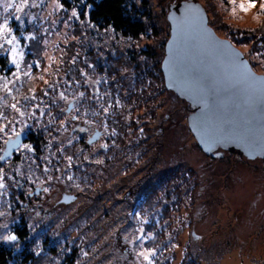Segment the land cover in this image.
<instances>
[{"label": "rangeland", "instance_id": "rangeland-1", "mask_svg": "<svg viewBox=\"0 0 264 264\" xmlns=\"http://www.w3.org/2000/svg\"><path fill=\"white\" fill-rule=\"evenodd\" d=\"M132 1L143 13L150 12L143 18L146 30L137 38L98 27L86 12L80 14L81 8L72 5L73 0H29L21 13L22 27L14 19V9L10 10L23 59L20 78L16 79L12 74L17 69L5 51L9 46L0 49L4 59L0 77L15 81L8 85L15 100L0 89V112L5 116L0 124L9 125L7 133L0 134V154L12 135L13 120H24L27 127L22 135L32 133L34 138L43 139L38 146L44 148L39 153L17 149L12 158L0 162L7 185L0 189V212L6 213L0 224L9 226L0 229V235L11 231L18 237L17 243L0 240V244L18 253L31 244L35 260L29 264H64L65 256L73 252L75 257L67 264H143L137 257L143 250L141 242L129 241L141 235L139 229L144 226L132 224L130 220L138 218L129 208L130 198L136 202L149 194L137 213L142 221L154 222L163 232L164 238L158 241L166 242L165 249L175 254L172 264H188L187 252L202 264H264V158L248 159L226 150L215 157L206 155L188 128V103L162 89L160 83L147 86L144 92L143 83L134 81L135 65H143L145 59L141 49L155 51L152 64L158 62L161 50L163 57L169 36L166 15L175 0ZM214 5L209 17L217 34L237 46L254 63L255 71L264 73V39L260 38L264 37V16L260 21L254 19L260 15L259 0L251 13L236 16L230 0H217ZM73 9L79 19L72 17ZM3 15L0 7V20ZM29 35L36 39H26ZM35 61H40L39 67ZM29 64L33 65L32 75L23 76ZM45 80L55 85L47 96L42 91ZM97 80L101 83L96 84ZM4 83L0 80V85ZM30 89L35 91V101L23 99L32 95ZM97 89L98 97L94 95ZM60 92L66 99H60ZM12 103H18L26 113L35 112V117H20L11 109ZM109 104L113 106L106 116L103 109ZM73 116L79 119L73 120ZM14 126L19 132L21 125ZM94 128L103 135L88 143ZM112 130L115 136L109 135ZM103 144L108 148H101ZM68 157H72L71 167ZM68 176L73 179L68 180ZM34 186L48 187L49 191L41 190L37 199H31L27 192ZM100 190L106 191L108 201L96 208L89 195ZM63 192L76 194V200L57 202ZM20 222L29 229L28 242L14 230ZM117 234L124 239L123 247L115 238ZM144 235L154 238L152 232ZM37 244L42 249L40 255H36ZM126 246L130 253L123 252Z\"/></svg>", "mask_w": 264, "mask_h": 264}, {"label": "snow or ice", "instance_id": "snow-or-ice-1", "mask_svg": "<svg viewBox=\"0 0 264 264\" xmlns=\"http://www.w3.org/2000/svg\"><path fill=\"white\" fill-rule=\"evenodd\" d=\"M232 5V15L236 16L238 13H245L249 14L252 12L253 9L257 7L258 0H230ZM29 6V0H19L17 3L16 0H0V7L3 8V17L0 20V49H4V45L7 44L9 49H5L8 51V55L10 58V62L15 65L17 72H14L12 75L16 79L20 78V63L23 59V52L20 51V40L18 39L17 35L14 32L13 27L11 26L10 20L12 18L10 10L14 9L15 16L14 19L17 21L20 26H23L24 20L22 18L21 13H24V10ZM35 6L34 4L32 5ZM58 8H63V5L57 3L56 5ZM259 8H260V15L254 17L255 20L260 21L261 17L264 16V0H259ZM72 17L79 19L78 12L73 9ZM195 21V30L198 34H202L206 37L207 41L210 45L213 46L214 53L216 55L217 63L224 67L227 70L226 80L231 85L233 91H245L247 93H252L255 91H259L262 95H264V77L257 76L252 71L251 65L249 62L243 57V55L238 52L235 48V45L227 40H219L216 36L209 31L205 23V17L201 12V9L198 7L188 6L185 12L176 19V26L179 31L186 32L191 25L192 21ZM143 38V37H142ZM26 39L34 40L36 39L35 36L29 35ZM172 44V41H169ZM73 63H75V57L73 58ZM36 67H39L40 61L34 62ZM29 71L23 72V76L30 77L32 75L31 69L33 68L32 64L28 66ZM92 67V65H89ZM178 79H180L181 84L184 88H186L191 94L197 98L202 104V111L204 112V118L202 120V131L203 134L201 135V140L207 143L210 147L218 146L222 143L229 142V141H237L240 143L245 144L250 149H255L259 147L261 151H264V142L257 144L254 137L251 135L250 130L245 132L243 130L238 129L231 120H229L226 116L222 114H218L214 111L216 105L214 104L213 97H212V87L208 84L206 80L201 78L196 74L188 75L185 72L177 70ZM175 74V73H174ZM81 75H84L81 72ZM39 79L44 80L43 76H40ZM0 80H4L5 83L0 85V89H2L7 95L12 96V89L8 86L9 83H14L15 81L8 82L6 78L0 77ZM107 82V81H104ZM46 88L43 91V95H48V89H55L54 84H49L48 81H44ZM96 84L101 83V81L97 80ZM32 91L31 96H25L23 99L25 101H35L37 99L35 91ZM98 97L99 90L94 93ZM84 93H80V97L82 98ZM60 99H66L65 93L60 92L59 94ZM3 97H0L2 100ZM12 99L15 100V96H12ZM55 102V101H54ZM116 104L120 105L119 98L116 99ZM113 105L109 104L108 108H104L103 111L105 115H109L108 109L111 108ZM11 109L18 113L20 117H29L34 118L35 112L29 114L26 113L18 107V103H12L10 105ZM41 116L44 115V112L41 111ZM87 115V113H85ZM5 119V116L2 112H0V120ZM73 120L79 119L77 116L72 117ZM87 123V121H85ZM13 126L11 128L12 135L5 140V145L7 150L10 152L13 148L16 149H23L27 152H34V148L31 144H21L20 137L27 127V124L24 120L16 121L13 120L10 122ZM16 123L21 125V129L17 132L16 127L14 126ZM8 124H0V134H5L8 131ZM63 127V125H62ZM105 131H108L107 122L104 124ZM83 131V129H81ZM141 133L143 129L140 130ZM109 135L115 136V130H112ZM91 143V140H89ZM101 148L107 149L108 145L103 144ZM4 157L0 156V160H3ZM69 161V167H71V160L72 157L67 158ZM87 159V158H86ZM97 163H101V161H97ZM48 169H45L47 172ZM68 180H72L73 176H68ZM8 179H12V177H8ZM59 179V177L57 178ZM79 185H77L78 187ZM7 185L5 183V173L2 168H0V189L6 188ZM45 193L49 191L48 187L43 189ZM3 195V193H0ZM6 215L4 212H0V217ZM137 218H140V214L136 213ZM143 224H147V220L142 221ZM8 224H0V229H8ZM31 227V226H30ZM141 235L136 236L134 240L129 241L130 243H136L137 241L141 242V247L143 248L142 251L137 252V257L142 258L143 264H154L153 257L155 256L156 252L155 249H148L143 246V241L151 238V236L144 235V228L141 227L139 229ZM127 239V237H126ZM0 240H3L6 243H17L18 237L11 231H8L5 235H0ZM18 246V245H17ZM37 251L36 255H40L39 244H37ZM85 255H87L85 253Z\"/></svg>", "mask_w": 264, "mask_h": 264}, {"label": "water", "instance_id": "water-1", "mask_svg": "<svg viewBox=\"0 0 264 264\" xmlns=\"http://www.w3.org/2000/svg\"><path fill=\"white\" fill-rule=\"evenodd\" d=\"M188 6L201 9L207 28L217 39L230 41L228 38L218 35L209 24L207 11L199 1L181 0L170 4L166 15L169 23V36L165 41L164 54L160 63L164 86L189 103L191 111L187 115V125L204 153L213 154L216 150L221 149L239 152L248 159L264 158V151H261L259 147L253 150L237 141H229L210 147L201 140L203 134L202 120L204 118L203 106L191 92L182 86L180 79L177 78L179 74L177 70L188 75L196 74L206 80L212 87V97L216 105L214 111L226 116L238 129L245 132L250 130L257 144L264 142V95L258 90L252 93L232 90L231 85L226 80L227 70L217 63L213 46L210 45L206 37L196 32L194 20L186 32L182 33L177 29L176 19L186 11ZM169 41L173 43L170 44ZM235 48L251 65L244 53L237 46ZM251 68L255 75L264 77V73H258L252 65ZM69 110L70 108L67 109V111ZM25 139L26 136L21 135L20 143ZM95 139L94 136L89 140L92 142ZM15 149L13 148L9 152L5 147L2 155L4 159L12 155ZM69 197L75 198L76 196L69 194ZM71 200L67 199L66 202ZM115 238L119 240L120 234H117ZM123 251L129 253L130 248L126 246Z\"/></svg>", "mask_w": 264, "mask_h": 264}, {"label": "trees", "instance_id": "trees-1", "mask_svg": "<svg viewBox=\"0 0 264 264\" xmlns=\"http://www.w3.org/2000/svg\"><path fill=\"white\" fill-rule=\"evenodd\" d=\"M75 3L72 5H75L80 9V14L83 15L86 12L87 17L89 20H91L95 25H97L100 28L104 29H112L118 34H121L123 37H132V38H137L140 34L144 33L146 30V24L144 21V15L147 14V17L150 16L149 10L147 13H143L141 10L138 9V7L135 5L134 1L132 0H73ZM81 1V3L79 2ZM181 0H175V2H178ZM198 1V0H196ZM215 1L217 0H205V2H200L204 8L207 10L208 13V21L210 23L211 16L209 17V12H212V9L215 7ZM226 1V0H225ZM69 1H65V4H68ZM79 2V3H78ZM146 10V9H145ZM146 12V11H144ZM211 25V23H210ZM212 26V25H211ZM264 39V37H260ZM165 39L161 42V47L163 48ZM142 54L145 56L143 65L138 62L135 67L137 68V73L134 78V81L137 80L139 83H143V88L142 90L145 92V89L147 86H150L151 84H156L160 83L162 89L165 88L164 83H163V76L162 72L160 70V59L162 57L163 50H161V54L159 56L158 62L155 61V63L152 64L153 58L156 56L153 51V49H141L140 50ZM134 55L131 54V58H133ZM3 57L0 56V72H2V68L4 67V62H3ZM149 62V63H148ZM152 65H151V64ZM251 65L255 66L254 63L250 61ZM252 66V67H253ZM154 68H156L154 70ZM156 71L158 72V75L156 74ZM160 87V88H161ZM140 91V89H139ZM188 105V104H187ZM103 135V133H102ZM39 138V137H38ZM34 138L32 141L34 142L33 148L35 150H38L36 152L39 153V150L43 151V146L40 145L38 146V142L43 141V139H38ZM41 140V141H40ZM98 141V140H97ZM93 142V141H92ZM91 142V143H92ZM96 142V141H94ZM25 143V142H24ZM89 143V142H88ZM43 144V143H40ZM43 147V148H42ZM3 152V151H2ZM3 153L0 154L2 156ZM8 158H12V155L6 157V159L0 160V162H4ZM136 175H140L139 171L135 173ZM137 185H134V189H136ZM168 187L166 188V190ZM168 193H171L170 191L167 190ZM91 193V192H90ZM116 193V192H115ZM138 195V194H137ZM149 194L142 195L141 198H137L136 202H133V199L130 198V202H132V205L129 208L130 213L136 214L137 209L140 208L142 209V205H144L145 200L147 199V196ZM90 200L92 202H95L96 208L99 206H105V202L108 201V197L106 194V191L100 190L96 195H89ZM92 197V198H91ZM132 197H136L135 194ZM170 197L169 195L167 198ZM129 200V198H128ZM127 200V201H128ZM120 202L123 203V199L120 198ZM179 204V202L177 201ZM134 204V205H133ZM142 207V208H141ZM152 217H156V215L151 214ZM165 217L164 214H162L163 218ZM132 219V217H131ZM164 219V218H163ZM133 225L139 224L144 226L145 230L144 232H152L154 234V238H148L145 242V246L148 249H155L156 254L155 257L153 258L156 261V264H172V261L176 258L175 254L172 251H167L165 249V244L166 242L162 241L159 242L158 239L164 238L163 237V232H159L157 229V225L154 224V222H150L148 224H143L142 219H132L130 220ZM14 230L18 234L20 238H24L27 234L26 227H25V222H20L19 224L14 225ZM123 231V230H122ZM121 231V232H122ZM122 237L123 234L121 233ZM124 239H122L123 241ZM124 242V241H123ZM159 246V247H158ZM75 257V254L73 252L72 255H69V257L66 255L65 258L63 259V263L67 264L68 262H71L72 259ZM20 261V259H18ZM185 260L188 262V264H202L200 261L197 259V257H193L190 255L188 252L185 254ZM16 264L15 259H12V250L10 251L9 248H7L4 244H0V264ZM23 262H28L26 259L23 260ZM185 264V263H183Z\"/></svg>", "mask_w": 264, "mask_h": 264}, {"label": "flooded vegetation", "instance_id": "flooded-vegetation-1", "mask_svg": "<svg viewBox=\"0 0 264 264\" xmlns=\"http://www.w3.org/2000/svg\"><path fill=\"white\" fill-rule=\"evenodd\" d=\"M210 24V23H209ZM219 35V34H218ZM222 37V36H221ZM159 66H160V64H159ZM187 108H188V111L190 112L191 111V107H190V105L188 104V106H187ZM188 112V113H189ZM186 121H187V119H186ZM158 129H161L159 126H158ZM93 132H95V134L93 135V136H95L96 137V139L94 140V141H97L99 138H101L102 137V131L100 130V129H97V128H94V131ZM192 134V133H191ZM25 136H26V139L25 140H23L22 142H21V144H23L24 142H27V141H29V140H33V138H34V135L32 134V133H26L25 134ZM93 141V142H94ZM196 141V140H195ZM197 143V142H196ZM34 144V143H33ZM6 146V145H5ZM15 150H17V149H15ZM14 150V151H15ZM13 151V152H14ZM224 150H221V149H218V150H216L215 152H213V154H206V155H208V156H210V157H215L216 155H219L221 152H223ZM12 152V153H13ZM228 152H232V153H237V154H240L239 152H236V151H232V150H229ZM14 154V153H13ZM12 154V155H13ZM14 156V155H13ZM41 190H43L42 189V187H39V186H34V188H33V190L32 191H30V192H27V195H28V197H30L31 199H37L38 198V194H39V192L41 191ZM67 192H63L62 193V197H61V199L60 200H58L57 202H60V203H66V200L67 199H72L70 202H73L74 200H76V198H77V195L76 194H72V195H75L76 197L75 198H73V197H69V194H66ZM25 227H26V231H27V234H26V236H25V238H27L26 239V242H28V236H29V229L27 228V225L25 224ZM121 238V237H120ZM119 238V240H118V244H119V246H122L123 247V244H124V242L122 241V239H120ZM27 246H30L27 250H23V251H21L20 253H18V252H16V251H12V259L14 260H18V259H20V261L21 262H23V260L24 259H26L28 262V264H29V262L30 261H34L35 259H34V257H35V254L33 253V251H32V249H31V244H29V243H27L26 244ZM20 254H22V255H20ZM20 257V258H19ZM21 262H20V264H21Z\"/></svg>", "mask_w": 264, "mask_h": 264}, {"label": "bare ground", "instance_id": "bare-ground-1", "mask_svg": "<svg viewBox=\"0 0 264 264\" xmlns=\"http://www.w3.org/2000/svg\"><path fill=\"white\" fill-rule=\"evenodd\" d=\"M7 248H9V250L11 251L12 250V248L11 247H9L8 245H5Z\"/></svg>", "mask_w": 264, "mask_h": 264}]
</instances>
